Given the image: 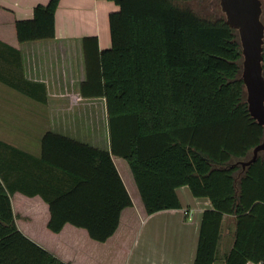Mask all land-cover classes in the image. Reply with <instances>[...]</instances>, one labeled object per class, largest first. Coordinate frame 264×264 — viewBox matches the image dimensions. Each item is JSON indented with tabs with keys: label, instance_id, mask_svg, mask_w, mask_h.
<instances>
[{
	"label": "trees",
	"instance_id": "obj_1",
	"mask_svg": "<svg viewBox=\"0 0 264 264\" xmlns=\"http://www.w3.org/2000/svg\"><path fill=\"white\" fill-rule=\"evenodd\" d=\"M107 1L119 7L109 15L111 48L101 51L96 36L82 40L80 93L105 99L110 151L46 132L40 161L47 179L35 192L9 175L10 147L0 148V264H67L24 236L18 194L48 204L54 234L72 226L98 243L111 238L122 211L133 207L112 156L127 161L147 215L182 209L176 190L184 186L210 200L195 264L215 263L224 215L237 221L224 264H264V151L242 167L262 143L264 127L248 110L237 31L222 10L204 15L189 0ZM59 3L36 6L29 20L0 6L8 18L0 17V37L16 49L53 40ZM103 175L118 183L120 201L103 210L79 205V192L99 187L93 181Z\"/></svg>",
	"mask_w": 264,
	"mask_h": 264
},
{
	"label": "crops",
	"instance_id": "obj_2",
	"mask_svg": "<svg viewBox=\"0 0 264 264\" xmlns=\"http://www.w3.org/2000/svg\"><path fill=\"white\" fill-rule=\"evenodd\" d=\"M49 1L0 0V6L18 20H29L36 6ZM118 10L107 0H60L53 40L25 43L16 49L0 37V148L10 147L5 153L15 171L8 173L29 191L43 189L47 179V168L40 160L42 139L48 131L110 151L105 99H84L80 93L86 80L82 40L96 36L101 51L110 49L109 15ZM0 17L8 19L3 12ZM94 104L103 106L80 108ZM87 111L105 115L103 130L99 123L94 126V121L79 122L77 116ZM112 161L133 207L122 211L111 238L98 243L86 230L72 226L54 234L48 229V204L39 195L18 194L24 236L67 264H195L203 216L213 209L210 200L194 197L184 186L176 190L182 209L147 215L127 161L116 156ZM93 183L99 187L80 191L79 205L84 201L88 209L103 210L110 208L112 199L120 201L116 180L95 176ZM236 228V217L224 215L214 264H224L234 246Z\"/></svg>",
	"mask_w": 264,
	"mask_h": 264
},
{
	"label": "water",
	"instance_id": "obj_3",
	"mask_svg": "<svg viewBox=\"0 0 264 264\" xmlns=\"http://www.w3.org/2000/svg\"><path fill=\"white\" fill-rule=\"evenodd\" d=\"M227 25L236 30L242 47V79L251 116L264 127V24L260 0H220ZM264 151L262 143L253 151V158L243 162L246 169Z\"/></svg>",
	"mask_w": 264,
	"mask_h": 264
},
{
	"label": "rangeland",
	"instance_id": "obj_4",
	"mask_svg": "<svg viewBox=\"0 0 264 264\" xmlns=\"http://www.w3.org/2000/svg\"><path fill=\"white\" fill-rule=\"evenodd\" d=\"M262 2V16H261V20L264 24V0H260ZM187 4L190 7H193L197 12H200L204 15H212V16H218L219 15V11H221V6H220V0H189L187 2ZM96 106H99V108L101 106H103V104H97V105H82L80 106V108H85L86 110H88V108H95L96 110ZM79 118V122H87L88 124H91L92 121H94V126H101V129L103 130L105 128V115H96V113H94V115H91L90 113H85V115L83 114H79V116H77ZM99 123V125H98ZM135 214H138V211L135 210ZM143 214L141 211H139V215ZM156 238V237H155Z\"/></svg>",
	"mask_w": 264,
	"mask_h": 264
},
{
	"label": "built area",
	"instance_id": "obj_5",
	"mask_svg": "<svg viewBox=\"0 0 264 264\" xmlns=\"http://www.w3.org/2000/svg\"><path fill=\"white\" fill-rule=\"evenodd\" d=\"M189 216V215H188Z\"/></svg>",
	"mask_w": 264,
	"mask_h": 264
}]
</instances>
